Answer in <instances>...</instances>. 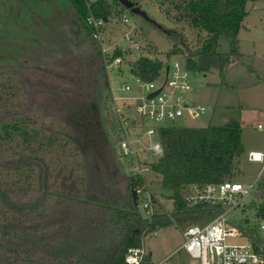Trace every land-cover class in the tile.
<instances>
[{"label":"trees","instance_id":"trees-1","mask_svg":"<svg viewBox=\"0 0 264 264\" xmlns=\"http://www.w3.org/2000/svg\"><path fill=\"white\" fill-rule=\"evenodd\" d=\"M68 1L92 42L88 66L66 56L0 72V264H125L127 250L139 246L146 232L173 223L205 224L223 212L221 205L189 204L182 190L194 183L235 182L245 152L237 119L160 127L164 153L151 167L161 175V186L173 191L174 209L169 215L157 208L146 218L132 196L144 181L120 164L122 130L100 43L87 24L91 14L108 21L123 4ZM164 1L168 16L205 33L191 48L175 30L168 58L182 54L188 69L217 67L221 73L240 58L237 36L248 0ZM222 35L233 38L229 53L218 50ZM118 55H124L121 49L113 57ZM162 66V59L142 54L132 71L152 80ZM249 239L260 247L258 239Z\"/></svg>","mask_w":264,"mask_h":264},{"label":"rangeland","instance_id":"rangeland-1","mask_svg":"<svg viewBox=\"0 0 264 264\" xmlns=\"http://www.w3.org/2000/svg\"><path fill=\"white\" fill-rule=\"evenodd\" d=\"M131 1L138 3L149 19L119 4L107 21L103 34L107 47L113 50L120 46L127 50L124 58L128 62L111 71L117 94L126 93L120 89V83L123 79L132 80L130 68L139 56L145 54L167 58V53L175 44L174 36L171 35L175 30L183 34L191 48L198 47L205 38L204 32L168 16L166 10L169 3L166 1V4H162L161 0ZM247 11L248 15L237 36L240 58L230 63L223 73L217 67L208 71L189 69L193 90L187 92L186 96L205 105L207 110L195 118L176 120L179 126L195 127L223 125L230 119L239 120L243 128L245 152L240 158L234 181L243 184L256 181L263 166L262 163L250 161L249 152H264V129L257 127L261 121L257 116L258 109L264 110V0H248ZM122 12L128 16V23L122 21ZM74 21L77 20L73 17L68 0H0V72L41 65L70 55L77 56L83 66H88L92 42L81 28L80 34L75 32L74 35ZM129 34L142 46L140 51H129L131 41L126 37ZM232 46V37H220L218 50L221 53H229ZM172 59L185 62L182 54L173 55ZM146 178L157 195L158 208L170 215L174 209L171 197L173 191L163 188L161 175L152 170L147 171ZM263 184L264 170L253 193L244 198L242 206L230 212L232 222L244 230L248 237L250 235L258 239L260 246H264V230L258 219L260 210H264V195L255 198L254 194L263 188ZM190 192V185L182 190L183 195ZM186 227L173 223L159 228L156 235L146 236L145 248L152 264H201L199 258L192 257L184 249H178L184 243L183 230ZM246 240L245 237L231 238L233 243Z\"/></svg>","mask_w":264,"mask_h":264},{"label":"built area","instance_id":"built-area-1","mask_svg":"<svg viewBox=\"0 0 264 264\" xmlns=\"http://www.w3.org/2000/svg\"><path fill=\"white\" fill-rule=\"evenodd\" d=\"M86 1L90 5L95 0ZM121 19L125 23L129 22L124 12L121 13ZM107 23L103 17L93 14L87 18L94 38L100 43L110 80L113 111L122 130L123 138L117 144V153L126 174L142 177L144 185L136 188L138 206L146 218H151L159 207V201L149 185L146 173L152 170L151 163L164 153L158 129L162 126L177 125L176 120L179 118L198 117L205 113L207 108L186 96L187 92L193 90L190 70L185 62L172 57L162 59L163 66L158 76L152 80H146L134 73L131 65L132 80L123 79L120 83V89L126 93L117 94L111 71L128 61L125 60V55L113 56L116 49H121L123 53L127 50L120 46L112 50L106 46L103 34ZM130 36L131 34L126 35L131 41L129 51H140L142 46ZM257 127L264 129V114ZM248 157L250 161L263 165L256 181L249 184L236 181L194 183L190 185L192 192L185 195L189 204L202 202L225 207L213 220L205 224L187 225L183 230L184 243L180 249H184L192 257L199 258L201 264H264L263 246L257 249L246 232L235 225L230 217V212L242 206L244 198L257 188V182L264 170L263 151H250ZM258 220L264 230V216L260 215ZM149 234L156 235V231L146 232L139 246L127 250L125 264L147 263L145 238ZM242 237L247 239L243 243L231 242V238Z\"/></svg>","mask_w":264,"mask_h":264},{"label":"water","instance_id":"water-1","mask_svg":"<svg viewBox=\"0 0 264 264\" xmlns=\"http://www.w3.org/2000/svg\"><path fill=\"white\" fill-rule=\"evenodd\" d=\"M125 7H127L128 9L131 10V12L135 13V14H139L141 16H143L146 19H149L147 13L139 6L136 5L135 2L131 1V0H119ZM255 198H261L264 195V187L260 190H258L257 192H255ZM132 196H133V201L135 205H138V201H137V193L136 190L133 189L132 190Z\"/></svg>","mask_w":264,"mask_h":264},{"label":"crops","instance_id":"crops-1","mask_svg":"<svg viewBox=\"0 0 264 264\" xmlns=\"http://www.w3.org/2000/svg\"><path fill=\"white\" fill-rule=\"evenodd\" d=\"M73 17H74V15H73ZM76 19V18H75ZM74 35H75V32L79 35L80 34V31H81V29H80V26H79V24H78V22L76 21H74ZM71 36H74V35H72V34H70ZM76 36V35H75ZM75 39V38H74ZM85 52H87V49H86V51ZM70 56H73V55H70ZM263 114H264V110H262V109H258V112H257V116H258V118L259 119H261L262 117H263ZM253 151V150H252ZM182 246V245H181ZM180 246V247H181ZM180 247L178 248V249H180ZM148 260H149V262L151 263L152 261L150 260V258H149V256H148ZM157 264H161V262H159V263H157Z\"/></svg>","mask_w":264,"mask_h":264}]
</instances>
